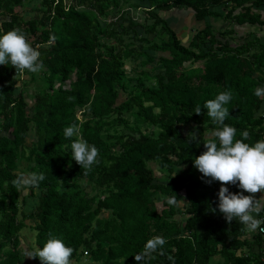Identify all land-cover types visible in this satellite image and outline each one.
<instances>
[{
  "label": "trees",
  "instance_id": "16d2710c",
  "mask_svg": "<svg viewBox=\"0 0 264 264\" xmlns=\"http://www.w3.org/2000/svg\"><path fill=\"white\" fill-rule=\"evenodd\" d=\"M23 1L0 0V35L18 29L34 39L44 87L29 107L26 82L17 86L23 72L0 65V133L6 134H0V264H24L19 232L25 227L34 230L37 249L49 233L72 247L71 264L85 256L89 264H138L135 257L155 237L166 243L139 264H210L216 256L221 264H260L250 249L262 238L226 221L218 209L220 182L207 183L193 162L206 151L203 143L215 140L205 134L220 127L204 104L225 90L233 94L225 123L237 129L236 139L247 130L245 143L264 140V91L255 94L264 90V38L249 34L234 43L212 24L229 20L264 31V0H39L37 15L28 19L14 11ZM172 9L204 23L188 45L158 15ZM149 52L162 56L156 61ZM155 61L156 68L144 69ZM71 75L74 81L63 88ZM73 123L99 149V163L87 171L72 159L63 134ZM193 131L198 142H189ZM31 173L45 179L13 185ZM156 196L165 198L160 213ZM173 196L177 203L170 205ZM29 198L36 206L26 216L20 207ZM21 213L36 222H18ZM179 214L186 216L183 224L173 219ZM32 261L41 264L38 257Z\"/></svg>",
  "mask_w": 264,
  "mask_h": 264
},
{
  "label": "clouds",
  "instance_id": "9594fccd",
  "mask_svg": "<svg viewBox=\"0 0 264 264\" xmlns=\"http://www.w3.org/2000/svg\"><path fill=\"white\" fill-rule=\"evenodd\" d=\"M40 52L27 42L26 36L18 29L10 30L0 35V65L11 64L17 72L25 70L31 73L40 72L44 65L40 59ZM262 89H257L255 94L261 95ZM233 94L230 90H225L216 95L214 99L208 100L204 104L207 115L214 124L219 125L212 132L215 140H209L204 144L206 151L194 158L195 167L206 180L207 183L213 181L220 182L218 192V209L230 224L233 220L239 222L248 231H255L264 224V220L258 219L260 211L264 210V195L259 199L256 193H264V140H259L254 144L245 143L250 138V133L245 130L242 138L236 139L237 129L225 123L229 116V109L226 107L231 102ZM71 99V98H69ZM201 114L200 106L194 111ZM65 139L71 140V157L85 171L90 170L99 163V149L89 144L79 135L78 126L73 123L63 129ZM75 137V139H73ZM191 141L198 142L195 131L188 133ZM218 141L219 143H217ZM45 179L42 173H31L27 177L20 176L13 180V185L20 188L35 186ZM227 185L237 186L241 191L233 193L229 191ZM248 193L245 195L244 193ZM168 203H177L176 197L168 198ZM214 212L215 209H212ZM264 231V228L260 229ZM250 236V235H249ZM166 240L163 237H155L149 240L144 251L135 257L138 262L145 256L162 249ZM259 245L254 244L251 252L256 253ZM248 250L244 249L246 253ZM74 249L67 246L63 240L56 238L49 233L42 248L34 252H25V257H38L41 264H71V257Z\"/></svg>",
  "mask_w": 264,
  "mask_h": 264
},
{
  "label": "rangeland",
  "instance_id": "374dc122",
  "mask_svg": "<svg viewBox=\"0 0 264 264\" xmlns=\"http://www.w3.org/2000/svg\"><path fill=\"white\" fill-rule=\"evenodd\" d=\"M39 0H24L23 3L14 8V11H16L21 17H23L24 19H28V18H32L34 16L37 15L38 11L36 10V7L39 6ZM85 6V4L83 5ZM40 7V6H39ZM220 10V9H218ZM222 11V10H221ZM226 10H223V13H225ZM137 13V12H136ZM159 16L162 19H168V23L169 26H171V28H175L176 30V34L179 37L180 41L184 44V45H188L191 37L193 36V34H195V32L197 30H200L201 28H203V25L201 22L197 23V21L194 20V15L192 12L190 11H180L179 9H172L171 11L168 12H159ZM262 19H264V15L262 17ZM210 22H212L210 20ZM213 24V23H212ZM213 31L216 34H225V36H223L225 38V40L230 39L229 41L237 43L239 42L240 38L242 36L245 35H256L257 37L264 38V31H260L258 30V28L256 27H252V26H247V25H236L235 21L230 22L229 20H219L217 19L214 24H213ZM235 30V33H232L231 31ZM141 31V30H139ZM158 36V35H157ZM157 36L154 35H150V38L155 40ZM220 36V35H219ZM165 37L164 35H162V38ZM27 42L32 45L34 48H37L36 46H34L32 44V41L34 40L32 37L27 36ZM159 38H157L156 40H158ZM263 40V39H262ZM149 55L154 59V60H158V58H160L162 55H160L159 53H155V52H149ZM166 55V54H164ZM145 61L146 58H141L140 61ZM138 61V63L140 62ZM156 61L154 63L151 64H147V66L144 68L145 70H152L153 68H156L158 64H156ZM135 64V67L137 66V64ZM132 66V65H131ZM126 70L129 71L130 70V66L127 65L125 66ZM141 68V66H140ZM140 68H137L138 70H140ZM36 75V78L31 79L32 77L30 76L29 73H25V71L19 75V82L17 83V86L20 88L21 84H22V80L26 82V94H25V102L26 104L31 107L33 105V100L31 99V95H33L36 90L41 89L42 87H44V83H43V79L40 78V72L38 73H34ZM75 79L74 75H71L69 77V79L62 83L63 88L68 89L69 85L71 82H73ZM59 86L58 83L55 84V87ZM16 92H19V89L16 90ZM119 101H122V98L119 99ZM81 110L79 108L76 109V115L81 118L79 112ZM123 118L126 119L128 122H132V117L130 116L129 113H125L123 115ZM1 135H6L5 133L1 132ZM33 132H29L28 134V138L25 142V145L28 146L30 143V139L32 137ZM205 137H212V132H208L205 134ZM157 176L159 177L160 181H165L166 180V176L165 175H161V173H156ZM22 176H24L22 174ZM26 177V176H24ZM82 185L84 187H87V189L89 190V185L88 183H86L85 181H82ZM24 193L27 194V190H24ZM259 196L261 197L263 194L258 193ZM160 197L159 199H157L155 201V206L157 209V212L160 213L164 208L165 205H163V201L165 200V198L163 196H156V198ZM178 205L181 207L182 206V201H180L178 203ZM36 206V200L35 199H27L26 202L20 207V211L23 212L24 214H26V216L30 213H33V210ZM101 217L103 218H107L108 217V213L107 212H103L101 215ZM186 216L184 215H175L173 217L174 220H176L177 222H181V224H183L184 222V218ZM26 218V217H25ZM23 217V214H19L17 220L18 222L24 221L27 224L33 225L36 222V218H30L27 217L26 220ZM34 235L35 232L33 229L25 227L23 229L20 230L19 232V237L21 239L22 242V246L24 248V251H28V252H34L37 248L35 246L34 243ZM252 251V248H251ZM256 251V249H255ZM86 259H82L83 261H80V264H89L90 263V259L88 256H85ZM221 258L219 256H216L210 264H221ZM83 262V263H82ZM86 262V263H85ZM24 264H33L32 258L29 257H25L24 254Z\"/></svg>",
  "mask_w": 264,
  "mask_h": 264
},
{
  "label": "built area",
  "instance_id": "2783aa9c",
  "mask_svg": "<svg viewBox=\"0 0 264 264\" xmlns=\"http://www.w3.org/2000/svg\"><path fill=\"white\" fill-rule=\"evenodd\" d=\"M261 220H264V214L261 217ZM261 228H264V224H261L260 228H258L257 230L249 231V232H251V234H256V235L260 236V238H262V243L258 247V249L256 250V253L259 254V259L261 262L260 264H264V231H261L260 230Z\"/></svg>",
  "mask_w": 264,
  "mask_h": 264
},
{
  "label": "crops",
  "instance_id": "0c3cea01",
  "mask_svg": "<svg viewBox=\"0 0 264 264\" xmlns=\"http://www.w3.org/2000/svg\"><path fill=\"white\" fill-rule=\"evenodd\" d=\"M158 15H159V13H158ZM194 20H195V19H194ZM219 20H221V19H219ZM214 22H215V21H213V24H214ZM197 23H198V22H197ZM199 23H200V22H199ZM201 23H202V22H201ZM210 23H212V22H210ZM202 24H204V23H202ZM203 27H204V25H203ZM261 39H263V38H261ZM256 198H257V199L260 198L259 194H258V196H256Z\"/></svg>",
  "mask_w": 264,
  "mask_h": 264
},
{
  "label": "bare ground",
  "instance_id": "6f19581e",
  "mask_svg": "<svg viewBox=\"0 0 264 264\" xmlns=\"http://www.w3.org/2000/svg\"><path fill=\"white\" fill-rule=\"evenodd\" d=\"M246 231L251 234V232H249L248 230H246ZM251 235H256V234H251ZM256 236H258V235H256Z\"/></svg>",
  "mask_w": 264,
  "mask_h": 264
}]
</instances>
